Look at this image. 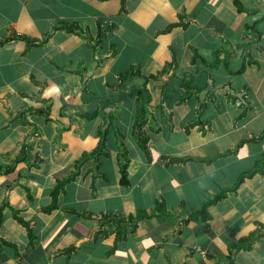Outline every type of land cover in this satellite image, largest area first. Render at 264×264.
<instances>
[{"label": "crops", "instance_id": "crops-1", "mask_svg": "<svg viewBox=\"0 0 264 264\" xmlns=\"http://www.w3.org/2000/svg\"><path fill=\"white\" fill-rule=\"evenodd\" d=\"M0 264H264V0H0Z\"/></svg>", "mask_w": 264, "mask_h": 264}, {"label": "trees", "instance_id": "trees-1", "mask_svg": "<svg viewBox=\"0 0 264 264\" xmlns=\"http://www.w3.org/2000/svg\"><path fill=\"white\" fill-rule=\"evenodd\" d=\"M99 146H100V148H101V147L103 146V142H101ZM99 146H98V147H99ZM101 151H102V150H97V151H95L94 153L92 152L91 155H95V156H96V154H97V153H101ZM120 172L122 173V178L125 177V174H126V173H125V172H126V166H125V164L122 165V167H120ZM248 175H249V174H248ZM240 180H241V179H240ZM239 182H240V181H239ZM222 196H223V194H219V195L216 196L212 201H210V204H211V203H214L216 200L221 199ZM158 205H159V204H158ZM208 205H209V204H208ZM206 208H207V204L204 205L203 209L205 210Z\"/></svg>", "mask_w": 264, "mask_h": 264}, {"label": "bare ground", "instance_id": "bare-ground-1", "mask_svg": "<svg viewBox=\"0 0 264 264\" xmlns=\"http://www.w3.org/2000/svg\"><path fill=\"white\" fill-rule=\"evenodd\" d=\"M139 99V98H138Z\"/></svg>", "mask_w": 264, "mask_h": 264}]
</instances>
